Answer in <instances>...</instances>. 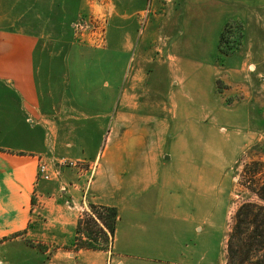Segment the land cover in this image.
Here are the masks:
<instances>
[{"label": "crops", "instance_id": "crops-1", "mask_svg": "<svg viewBox=\"0 0 264 264\" xmlns=\"http://www.w3.org/2000/svg\"><path fill=\"white\" fill-rule=\"evenodd\" d=\"M83 12L116 25L123 47H49L64 37H50L47 26L71 25ZM145 14L157 23L144 41L169 63L177 56L215 58L232 19L244 24L245 36L225 69L241 59L255 73L264 58V0H0V264H145L156 258L157 235L168 231L181 240L170 264L207 260L224 166L208 162L218 145L206 123L231 108L215 111L223 103L213 60L204 68L210 96L198 93L203 84H194L191 98L170 83L167 98H160L154 82H144L143 66L128 80L129 42L136 41L134 25ZM181 23L189 28L183 44ZM177 68L184 82L195 75L191 63ZM60 159L96 169L90 179L61 167L59 178L38 180L41 162L51 167ZM90 204L118 211L111 248L65 249ZM18 233L26 234L13 238ZM27 240L51 247L28 246Z\"/></svg>", "mask_w": 264, "mask_h": 264}, {"label": "rangeland", "instance_id": "rangeland-1", "mask_svg": "<svg viewBox=\"0 0 264 264\" xmlns=\"http://www.w3.org/2000/svg\"><path fill=\"white\" fill-rule=\"evenodd\" d=\"M91 1L97 3L98 0ZM89 15L90 14L87 12L79 13L74 23L71 25L49 24L47 28L50 37L54 38L58 33L62 34L64 37L63 41H49V47L55 45L72 47L73 43L74 45L77 43H88L95 46V48L105 47L118 49L123 47L122 44H124V42L116 35V25H105L102 18L93 19L90 18ZM156 23L157 18L154 15H150L147 20V15L145 14L144 18L140 20V23L134 25L139 34L135 42H129L132 48L128 51V56L126 58L128 62L127 70L129 72L128 80H131L136 66H139V68L143 66L145 70L143 80H145L144 82H149L150 85L154 82L155 87H157V92L154 90L155 95H159L160 98L166 99L170 83H173L174 92L186 93L187 96L189 95L191 98H194V92L196 91L194 89V84L197 83L199 87V84H203L206 75V70L204 68H206L210 61L213 60V64L216 65L219 72H221L220 75L216 77L214 85L216 94L220 95L219 102L223 104H217L216 107L218 108L215 111L221 112L223 106L231 108V111L226 114L223 112L220 115L216 114L212 120L206 123L209 132L216 134L218 145L216 146L218 147L217 152L211 154V150H208V162L217 167L224 166L223 169H220L221 176L217 181L216 197H214L213 200L214 208L217 212L216 219L218 223L216 226L218 229L217 231L215 229L210 232L207 237V260L195 261L200 264H226L227 236L232 229L237 210L241 205L247 203L264 206V201L248 188L255 187L254 184H251V179H249V173L252 172L251 163H264V58H260V62H258L260 65H257L255 73L249 70V64L246 65L241 61L239 62L241 59H236L234 62L232 61L233 63L230 70L225 69L228 60L233 55H236L243 47L245 36L244 24L237 19H232L225 24V26L229 24V28L225 43L221 47L223 53L219 52L218 45V54L215 58L210 56H177L172 63H169L167 57H159L152 54L151 44L144 41V39L147 38V34H152L155 30ZM253 33L254 31L251 28L249 32H246V35L249 38ZM178 34L180 40H182L181 44H183L184 38L189 35V28L185 29V25L181 23L178 26ZM70 37L72 39H70ZM152 43L162 44L159 41H153ZM158 47L161 46L157 44L153 46V48ZM143 52H147L148 55H145ZM226 53H228V55ZM103 59L104 58H97V61L101 62ZM124 59L125 58H122V61ZM242 59L247 58L242 57ZM111 60L113 62L118 61L119 57L116 58L112 56ZM186 63H191L195 75H192V78H188L186 82H184L183 76L186 74L180 72L177 67L180 64L182 67L187 66L188 64ZM235 68L238 70L234 71ZM194 78L197 79L194 80ZM200 79H203V81ZM124 80H126V78H124ZM201 86H204V88H199L198 93L210 96L208 94L209 89H205V87L208 88L207 84ZM57 162L58 161L51 166L52 173L54 174L51 181L60 176L61 168L58 166ZM74 162L79 164L78 169L74 170L77 173H80L79 170L84 171L88 175V179H90L96 169L95 165L79 160H74ZM62 168H64V166ZM66 168L69 169V167ZM261 172L260 175L264 178V167H261ZM89 212V210L83 212L81 218H84L86 213L88 214ZM25 234L26 233H21L20 236L24 238ZM16 237L19 236L15 234L13 238ZM157 239L160 242H155L156 246L152 250L157 254L155 256L156 258H154L155 260L153 262L145 261V264H170L172 260L168 259L177 255L178 251H180V238L175 237L172 232L168 231L167 233L158 234ZM24 244L37 248L41 247L42 249H49V247H51L37 244L32 240H27ZM65 249H72V247L67 246ZM183 251L188 250L183 248ZM0 260H4L2 255H0Z\"/></svg>", "mask_w": 264, "mask_h": 264}, {"label": "trees", "instance_id": "trees-1", "mask_svg": "<svg viewBox=\"0 0 264 264\" xmlns=\"http://www.w3.org/2000/svg\"><path fill=\"white\" fill-rule=\"evenodd\" d=\"M228 28L229 24L225 26L220 36L219 52L221 53H223L221 47L225 43ZM251 167L249 179L255 187H247L264 201V178L260 175L264 163L253 162ZM89 211L78 221L72 249L75 251L109 250L117 228V209L90 204ZM20 234L18 233L17 236ZM226 264H264V206L247 203L237 210L232 229L227 236Z\"/></svg>", "mask_w": 264, "mask_h": 264}, {"label": "built area", "instance_id": "built-area-1", "mask_svg": "<svg viewBox=\"0 0 264 264\" xmlns=\"http://www.w3.org/2000/svg\"><path fill=\"white\" fill-rule=\"evenodd\" d=\"M58 166L61 167H69L73 169H78V163L74 161H69L66 159H60L58 160ZM80 172H84L79 170ZM53 173L50 165L46 162H41L38 167V180H44V181H51L53 178Z\"/></svg>", "mask_w": 264, "mask_h": 264}]
</instances>
